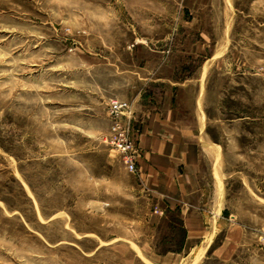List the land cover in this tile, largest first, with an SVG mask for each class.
Masks as SVG:
<instances>
[{"label": "rangeland", "instance_id": "374dc122", "mask_svg": "<svg viewBox=\"0 0 264 264\" xmlns=\"http://www.w3.org/2000/svg\"><path fill=\"white\" fill-rule=\"evenodd\" d=\"M185 5L0 0V264H264V0ZM154 75L200 85L223 150L217 224L183 253L178 213L146 234L153 198L106 140Z\"/></svg>", "mask_w": 264, "mask_h": 264}, {"label": "crops", "instance_id": "0c3cea01", "mask_svg": "<svg viewBox=\"0 0 264 264\" xmlns=\"http://www.w3.org/2000/svg\"><path fill=\"white\" fill-rule=\"evenodd\" d=\"M185 2V9L197 12L210 0ZM142 82L137 93L121 96L131 105L138 147L135 176L153 198V209L142 225L150 235L167 213H178L185 232L180 253L193 251L217 224L221 203L217 162L223 150L207 136V111L196 81L154 75Z\"/></svg>", "mask_w": 264, "mask_h": 264}, {"label": "built area", "instance_id": "2783aa9c", "mask_svg": "<svg viewBox=\"0 0 264 264\" xmlns=\"http://www.w3.org/2000/svg\"><path fill=\"white\" fill-rule=\"evenodd\" d=\"M131 106L121 100H113L108 106L110 132L107 142L122 157V163L132 174H137L138 147L135 141Z\"/></svg>", "mask_w": 264, "mask_h": 264}, {"label": "bare ground", "instance_id": "6f19581e", "mask_svg": "<svg viewBox=\"0 0 264 264\" xmlns=\"http://www.w3.org/2000/svg\"><path fill=\"white\" fill-rule=\"evenodd\" d=\"M215 147H217V146H215ZM205 251H206V250H205ZM203 254H204V251L202 250V251L200 252V254H198V256L196 257V259L194 260V262H193L192 264H196V263L198 262L199 258H200Z\"/></svg>", "mask_w": 264, "mask_h": 264}]
</instances>
